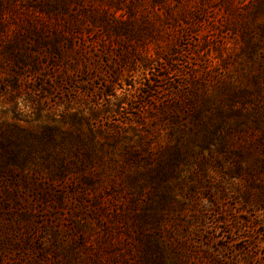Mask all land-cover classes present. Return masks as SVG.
Here are the masks:
<instances>
[{"label":"rangeland","instance_id":"374dc122","mask_svg":"<svg viewBox=\"0 0 264 264\" xmlns=\"http://www.w3.org/2000/svg\"><path fill=\"white\" fill-rule=\"evenodd\" d=\"M248 3L0 0V264H264ZM206 82L236 93L215 145L192 140Z\"/></svg>","mask_w":264,"mask_h":264},{"label":"trees","instance_id":"16d2710c","mask_svg":"<svg viewBox=\"0 0 264 264\" xmlns=\"http://www.w3.org/2000/svg\"><path fill=\"white\" fill-rule=\"evenodd\" d=\"M166 0H153V2H165ZM50 2V3H49ZM65 0H48L49 8L47 9V12L53 11L56 6L60 4H64ZM249 7V12L251 14L250 18V23H249V28L254 27L253 24H255L257 31V34L259 36V41L255 42L254 44H251L249 47L250 50V55L253 56L256 53V50L258 47H261L262 42H264V23H255V19L260 15L264 14V0H249L248 6ZM65 40L67 42L71 41V37L69 35H66L60 31H55L52 33L50 36L48 42L50 44V49L53 52H56L58 55L63 54L64 50V45L61 46V41ZM264 46V45H263ZM262 57H264V52L262 54ZM210 84L208 82L202 83L201 88L199 90H196L195 93H193L191 99H190V110L193 111V116L196 120V129L192 136V140H197L198 136L202 135L204 136L205 140L208 142L209 145H215L218 144L219 142H222L223 136L221 135L224 132V129L222 127L229 126L232 127L234 124L230 123L228 121V116L233 112V108L231 107V104L235 101V96L236 93L231 95L226 93V88L227 85H224L222 87V93L221 97H215L211 96L208 93V86ZM17 86V82H16ZM191 96V94H190ZM185 101L183 100H178L174 103L177 107L181 108L183 106V103ZM261 106V105H260ZM259 106V111L261 115L264 113V111L260 110ZM204 117L203 119H200L201 117ZM211 119H216L215 121L212 122L213 127H220L217 131L218 134L216 133L217 131L213 133H208L205 127L207 123ZM225 124V125H224ZM199 153H202V150L200 149L198 151Z\"/></svg>","mask_w":264,"mask_h":264}]
</instances>
